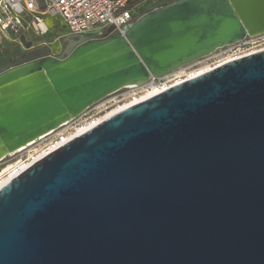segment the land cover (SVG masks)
I'll list each match as a JSON object with an SVG mask.
<instances>
[{
  "label": "water",
  "instance_id": "95a60500",
  "mask_svg": "<svg viewBox=\"0 0 264 264\" xmlns=\"http://www.w3.org/2000/svg\"><path fill=\"white\" fill-rule=\"evenodd\" d=\"M263 32L264 0H172L124 33L68 35L58 56L38 46L0 69V158ZM0 264H264V49L113 114L7 183Z\"/></svg>",
  "mask_w": 264,
  "mask_h": 264
},
{
  "label": "built area",
  "instance_id": "2783aa9c",
  "mask_svg": "<svg viewBox=\"0 0 264 264\" xmlns=\"http://www.w3.org/2000/svg\"><path fill=\"white\" fill-rule=\"evenodd\" d=\"M133 1L0 0V37H7V33L16 36L23 35L33 25L36 26L37 34H45L49 31V27L44 16L48 14L59 17L65 23L69 31L68 35L86 34L105 38L115 32L124 33L126 27L137 19L132 7ZM97 26L103 27V30L96 34H88L90 28ZM111 26L113 29L110 31ZM263 49L264 32L247 35L242 40L219 47L212 53L185 64L166 75L152 77L148 82L141 85H127L110 93L88 107L79 116L0 158V189L35 162L78 136L70 138L79 128L88 126L91 122L94 123L108 110L123 106L136 97L148 93L154 92L153 95H156L175 84L205 73L221 64ZM132 89L139 91L133 92L130 94L131 97L127 99L129 90Z\"/></svg>",
  "mask_w": 264,
  "mask_h": 264
},
{
  "label": "rangeland",
  "instance_id": "374dc122",
  "mask_svg": "<svg viewBox=\"0 0 264 264\" xmlns=\"http://www.w3.org/2000/svg\"><path fill=\"white\" fill-rule=\"evenodd\" d=\"M172 0H137L133 2L132 7L134 12L139 18L145 12L169 3ZM49 31L45 34H37L36 26L24 32L23 35L26 37V40H32V47L38 46H47L52 53L59 54L64 47V39L68 36V28H66L65 23L57 16L46 15L44 16ZM103 30V27L97 26L92 27L88 31V34H96ZM21 36L13 35L12 33H7V37H0V69L5 64H8L18 58L24 56L29 50L25 44L21 41ZM128 98L133 92L139 91L138 89L129 90ZM109 111V110H108Z\"/></svg>",
  "mask_w": 264,
  "mask_h": 264
},
{
  "label": "bare ground",
  "instance_id": "6f19581e",
  "mask_svg": "<svg viewBox=\"0 0 264 264\" xmlns=\"http://www.w3.org/2000/svg\"><path fill=\"white\" fill-rule=\"evenodd\" d=\"M153 94H155V93L154 92L153 93H148L146 95H142L140 97H136L135 99H133L130 102H127L123 106H120V107L114 108L112 110H109L108 112H106L105 114L100 116L97 120H95L94 123L91 122L90 125L83 126V127L79 128L78 131L75 134H73V136H71L70 138H72V137H74L76 135H80V134L84 133L85 131H87L88 128L93 127L96 123L102 122L103 120H105L106 118L112 116L113 114H115V113H117V112H119V111H121V110H123V109H125V108H127V107H129V106L141 101V100H144V99L150 97Z\"/></svg>",
  "mask_w": 264,
  "mask_h": 264
},
{
  "label": "flooded vegetation",
  "instance_id": "af4514ba",
  "mask_svg": "<svg viewBox=\"0 0 264 264\" xmlns=\"http://www.w3.org/2000/svg\"><path fill=\"white\" fill-rule=\"evenodd\" d=\"M170 2H171V1H170ZM36 47H37V46H36ZM36 47H32V48H30L28 51L33 50V49L36 48ZM64 48H65V44H64V47H63L62 51H61L59 54H54V53H52V51H51L50 49H49V50L51 51V53H52L53 55L58 56V55H60V54L63 52ZM28 51H27V52H28ZM27 52H26V53H27Z\"/></svg>",
  "mask_w": 264,
  "mask_h": 264
},
{
  "label": "trees",
  "instance_id": "16d2710c",
  "mask_svg": "<svg viewBox=\"0 0 264 264\" xmlns=\"http://www.w3.org/2000/svg\"><path fill=\"white\" fill-rule=\"evenodd\" d=\"M133 2H137V0H134ZM133 4V3H132Z\"/></svg>",
  "mask_w": 264,
  "mask_h": 264
}]
</instances>
